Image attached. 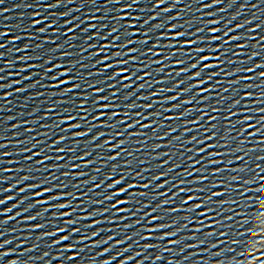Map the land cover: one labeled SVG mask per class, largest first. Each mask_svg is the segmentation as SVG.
I'll list each match as a JSON object with an SVG mask.
<instances>
[{
  "label": "water",
  "instance_id": "1",
  "mask_svg": "<svg viewBox=\"0 0 264 264\" xmlns=\"http://www.w3.org/2000/svg\"><path fill=\"white\" fill-rule=\"evenodd\" d=\"M128 1L133 0H3L0 3V33L36 21Z\"/></svg>",
  "mask_w": 264,
  "mask_h": 264
},
{
  "label": "snow or ice",
  "instance_id": "2",
  "mask_svg": "<svg viewBox=\"0 0 264 264\" xmlns=\"http://www.w3.org/2000/svg\"><path fill=\"white\" fill-rule=\"evenodd\" d=\"M2 2H3V0H0V3H2ZM159 3H163V0H159ZM36 23H39V21H36ZM213 23H214V22H213ZM157 27H160V25H157ZM40 31H44V29L41 28ZM115 31H116V30L113 29V32H115ZM210 31L213 32V33H215V32L217 31V29L212 28V29H210ZM176 35H177V36H180V35H183V33H177ZM211 39H213V40H218L219 37H217V36H213V37H211ZM234 39H235V37H234ZM128 43H132V42H131V41H128ZM184 43H185V45L190 46L191 44H193V43H195V42H194V41H191V40H187V41H184ZM130 51L135 52L136 49H130ZM149 51H151V50H149ZM196 51H197V52H204V49H203V48H200V49H197ZM116 55H120V53H116ZM24 59H27V57H25ZM133 59H135V57H133ZM209 59H211V57H210L209 55H203V56H200V57H199V61H207V60H209ZM217 59H219V57H217ZM199 61H198V62H199ZM122 63H126V62H122ZM176 63H177V64H180V63H182V61H176ZM196 66H197L196 64H192V65H191L192 68H195ZM203 67H204V68H210V67H214V65H212V64H204ZM126 71H127L126 68H122V69H120L119 72L115 73L114 75H120L122 72H126ZM181 71H186V69H181ZM249 71H251V69H249ZM146 75H147V74H146ZM212 75H216V73H213ZM194 76H195V77H199V76H200V72H195V73H194ZM260 76H261V77H264V72H261V73H260ZM125 79H128V77H125ZM210 79H211V76H209V80H210ZM60 83L63 84V83H65V81H60ZM200 83H203V81H200ZM143 86H144V85H141V87H143ZM74 87H75V85H74ZM66 91H71V89H66ZM96 91L99 92V91H102V89H96ZM185 91H187V89H185ZM205 91H207V90H205ZM100 99H102V100H106V99H108V98H107V97H101ZM169 99H173V100H174V99H176V97L173 96V97H170ZM99 107H100L101 109H106V108L110 107V105H108V104H101V105H99ZM147 107L150 108L151 105H147ZM175 107H179V105H176ZM100 115L103 116V115H105V113H104L103 111H101ZM67 119L71 120L72 117L69 116V117H67ZM73 127H78V125H73ZM129 127H131V125H129ZM214 127H215V126H214ZM75 135H77V136H82V135H84V133H75ZM209 138H210V137H209ZM63 139H64V138L61 137V140H63ZM193 139H195V137H193ZM121 143H123V141H121ZM156 147H159V145H156ZM199 151L203 152L204 149L201 148V149H199ZM117 155H119V153H117ZM45 159H47V158H45ZM113 159H115V157H113ZM212 162L215 163V161H212ZM24 179H28V177H25ZM115 183H116V184H119L120 181H119V180H116ZM30 187H36V185H30ZM108 187H109V188H112L113 185H112V184H109ZM131 187H133V185H131V184L128 185V188H131ZM145 187H147V185H145ZM128 188H119L117 192L113 193V195H120V194H122V193H126V192L128 191ZM181 190L183 191V189H181ZM49 191H51V189H49V188H44V189H43V192H45V193H46V192H49ZM35 195L39 196V195H42V193L37 192V193H35ZM66 195H71V194H66ZM141 195H142V194H141ZM212 195H221V193H213ZM58 198H59V197H53V199H58ZM111 198H112V196H108V197H106V199H111ZM188 199L191 200L192 197H189ZM126 202H127V201H124V200H118V201L116 202V204H124V203H126ZM0 203H3V201H0ZM165 203H168V201H165ZM59 207H60V208H64V207H66V205H65V204H60ZM113 207L115 208L116 205L114 204ZM196 207H199V205H196ZM118 211L123 212V211H126V209L120 208V209H118ZM64 215H69V213H64ZM153 219H156V218L153 217ZM69 223H74V222H73V221H69ZM37 227H40V226L37 225ZM161 227H163V226H161ZM58 231H61V232H62L63 229H58ZM93 235H96V233L94 232ZM168 235H172V233H169ZM62 239H65V240H66V239H67V236L62 237ZM13 264H15V262H13Z\"/></svg>",
  "mask_w": 264,
  "mask_h": 264
}]
</instances>
